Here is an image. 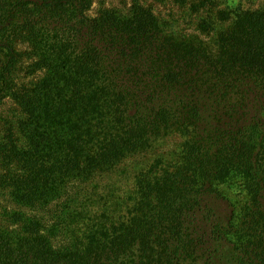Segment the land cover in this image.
Wrapping results in <instances>:
<instances>
[{
	"label": "trees",
	"instance_id": "16d2710c",
	"mask_svg": "<svg viewBox=\"0 0 264 264\" xmlns=\"http://www.w3.org/2000/svg\"><path fill=\"white\" fill-rule=\"evenodd\" d=\"M173 1L212 41L170 34L142 0L95 18L94 0H0V101L30 139L0 141L20 167L1 184L25 205L117 170L125 188L61 251L37 221L0 224V264H264V7ZM174 135V155L136 162Z\"/></svg>",
	"mask_w": 264,
	"mask_h": 264
},
{
	"label": "rangeland",
	"instance_id": "374dc122",
	"mask_svg": "<svg viewBox=\"0 0 264 264\" xmlns=\"http://www.w3.org/2000/svg\"><path fill=\"white\" fill-rule=\"evenodd\" d=\"M217 8H229L235 15L245 11H254L264 7V0H212ZM132 0H94L92 8L87 13L95 18L103 9H115L121 15L129 14ZM146 6L151 7L160 18L163 27L178 38L191 40L203 39L209 41L213 31H199V18L201 14L190 11V7L177 5L173 0H142ZM205 15V14H203ZM225 28L226 26H218ZM212 41V39L210 40ZM24 70L18 74L20 82L36 81L41 74L28 76ZM25 114L22 109L10 97L0 101V141L17 142L20 148L27 147L30 141L23 130ZM182 138L171 136L164 140L152 155L143 154L136 157L140 164L150 163L160 156L174 155V151L180 148ZM147 153V152H146ZM173 157V156H172ZM139 168V166H137ZM20 170L19 165L6 168L0 161V179L7 171L14 173ZM122 170L111 174L95 176L89 179L78 178L67 182L59 194L53 193L48 199H40L34 205L20 203L14 196L12 189L4 187L0 182V224L9 227L10 230H21L25 222L37 221L42 224L43 234L47 236L57 250L68 248L73 242L69 239L73 236V229L80 233L81 225L84 226L90 211H98L102 207H111V198L120 196L124 184L120 177ZM223 194L231 199L240 209L246 201L244 193L227 185L220 186ZM74 227H72V225ZM80 225V226H79ZM78 226V227H77Z\"/></svg>",
	"mask_w": 264,
	"mask_h": 264
}]
</instances>
